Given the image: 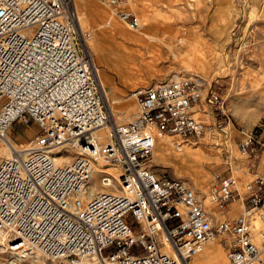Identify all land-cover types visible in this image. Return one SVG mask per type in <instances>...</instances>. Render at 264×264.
<instances>
[{"label":"built area","instance_id":"1","mask_svg":"<svg viewBox=\"0 0 264 264\" xmlns=\"http://www.w3.org/2000/svg\"><path fill=\"white\" fill-rule=\"evenodd\" d=\"M95 1L140 27L131 0ZM76 2L0 0V136L17 123L38 128L0 162L6 263L38 255L47 264H189L219 238L228 264H264V174L256 173L264 132H238L236 147L255 171L244 191L232 172L214 174L201 199L186 182L153 172L161 138L180 152L214 134L197 115L210 117L205 106L221 110L220 96L189 79L141 88L131 95L133 120L118 122L80 44ZM100 129H108L104 142ZM67 149L72 160L57 164ZM94 182L104 190L89 196ZM205 200L214 208L237 201L241 213L214 222Z\"/></svg>","mask_w":264,"mask_h":264},{"label":"rangeland","instance_id":"2","mask_svg":"<svg viewBox=\"0 0 264 264\" xmlns=\"http://www.w3.org/2000/svg\"><path fill=\"white\" fill-rule=\"evenodd\" d=\"M89 1L102 13L89 20L81 17V20L88 35L93 34L94 39L103 37L96 44H103L106 48L96 45L98 49L96 52L91 50V58H94L114 102V115L118 122L133 120L137 107L131 95L141 88L189 79L201 83L205 89L210 87L220 96L221 110L205 106L204 110L210 113V117L197 115L215 125L214 134H206L196 144L188 143L182 152L174 148L173 139L163 137L164 141L160 139L154 149L151 170L186 182L201 199L214 185V174L232 172L239 179L241 191H244L254 177L247 170L246 157L236 147L238 132L247 128L264 132V0H131V10L140 20L138 29H132L116 19L111 10L95 0ZM80 3L79 0L78 15L81 14ZM110 19L114 29L99 28ZM115 33L119 37L116 43L121 47H115L109 40ZM134 37L138 42L124 40ZM149 38L156 42L145 54ZM125 46L129 51L124 50ZM127 51L133 52V55ZM142 54L150 63L149 68L141 64ZM125 111L130 114L126 115ZM37 132L38 128L33 123H17L6 135L17 145V149H21ZM163 145L170 152L164 160L159 157V149ZM3 148L5 146L0 142V162L7 158L1 153ZM173 155H182L187 161H190L187 155L192 156L193 162L189 163L192 170L179 169ZM95 190H98L97 187ZM204 206L211 212L214 222L225 220L216 212L214 204L205 200ZM216 241L212 243L214 249L224 248L223 241L220 243L219 238ZM2 251L0 247V264H7L10 255ZM222 253L227 261L224 249ZM30 257L27 255L25 260L19 257V261L35 264L34 258L37 257L44 262L36 255ZM9 263L13 264V261Z\"/></svg>","mask_w":264,"mask_h":264},{"label":"bare ground","instance_id":"3","mask_svg":"<svg viewBox=\"0 0 264 264\" xmlns=\"http://www.w3.org/2000/svg\"><path fill=\"white\" fill-rule=\"evenodd\" d=\"M79 1V0H78ZM77 1V2H78ZM81 1V7H80V15H82V16H80V15H78V13L79 12H77V22H76V26H77V32H78V35L79 36H81V38H82V41H83V43H84V48H86V50L88 51V53H89V55H90V58H91V50L93 51V52H96V50L98 49V48H96V45H100L101 47H104V45L103 44H100V43H97L96 44V41L97 40H101V38H103V37H99V39H94L93 37H92V35L93 34H91V35H88V32H86V31H84V27H83V21L81 20V17L83 18H86L87 20H89L90 18H94L95 16H97V15H99V14H101L102 13V10H100V9H98L97 7H95V6H93L94 4H92L89 0H80ZM76 2V3H77ZM79 4V5H80ZM76 7H77V4H76ZM79 8V7H78ZM111 19L108 21V22H106L105 24H103L101 27H99V28H113L114 29V25L111 23ZM94 36V35H93ZM118 33H115V34H113V37H111V38H109V40L112 42V44L115 46V47H119L120 46V44H117L116 43V41L118 40ZM137 40V38H125L124 40L125 41H131V40ZM142 40V39H141ZM143 41V40H142ZM141 41V42H142ZM147 41V44H145L146 46H147V51H145L144 53L145 54H148L149 53V51L151 50V48L152 47H154V43L156 42V40H153V39H148V40H146ZM137 42H138V40H137ZM145 42V41H144ZM188 43V42H187ZM99 46V47H100ZM121 47V46H120ZM124 47V46H123ZM104 48H106V47H104ZM168 48V47H167ZM113 49V48H112ZM117 49H119V48H117ZM128 50V48L125 46V49L124 50ZM146 50V49H145ZM129 51V50H128ZM127 51V52H128ZM109 52V51H108ZM107 53V52H106ZM128 53H130V54H132L133 52H128ZM145 54H142L141 56H140V61H141V64H143L144 66H149V64L150 63H148L147 62V60H146V58H144V56H145ZM133 55V54H132ZM131 55V56H132ZM190 56V55H189ZM132 57H134V56H132ZM150 59H151V63H152V59H153V57L151 56L150 57ZM154 59H156L157 60V58H154ZM91 61H92V63H93V67H94V70H96V74H97V79H98V81H99V86H100V89H101V93H102V96H103V98H104V100L106 101V102H108V106H109V111H110V113L114 116V118H115V109H114V102H113V100H111V97H110V95H109V93H108V91H107V89H106V86H105V83L102 81V79H101V76H100V73H99V71H98V69H97V67H96V64H95V62H94V58L92 59L91 58ZM140 64V65H141ZM95 65V66H94ZM147 68H149V67H147ZM115 101V100H114ZM117 103V102H116ZM115 103V104H116ZM130 109V108H129ZM116 119V118H115ZM128 121H130V120H128ZM107 132H108V129H100L99 131H97L96 132V135L97 136H99V138L101 139V141L102 142H104L105 141V135L107 134ZM165 138H167V137H165ZM162 139V141H164L163 140V138H161ZM167 141V140H166ZM0 142L3 144V146H5V148H3V151L1 150V153H3V155H5L6 157H9L10 156V154H11V152H12V150L13 149H17V145H15V143H13V141L9 138V137H7V135H3V136H0ZM173 143V142H172ZM187 144H185L183 147H185ZM160 146V145H159ZM217 146V145H216ZM26 147V146H25ZM24 147V148H25ZM63 148V147H62ZM62 148H60V149H62ZM183 151V148L181 149V151L180 152H182ZM67 152H68V154H63V155H61V156H59V157H56L55 158V161H56V163L57 164H62V163H66V162H70L71 160H72V158L74 157V155H75V151L74 150H70V149H67ZM154 152H155V150H154ZM168 153H170L169 152V150L163 145V146H161V148L159 149V157L161 158V159H165V155H167ZM191 155V154H190ZM174 156V158L175 159H177L176 161H177V163H178V165H176V166H178L179 167V169L180 168H183V169H186V170H192V166L191 165H189V163L190 162H193V157L192 156H189V155H187L190 159V161H187L186 159H185V157H184V159H183V157H182V155H173ZM173 158V159H174ZM194 172V171H193ZM95 187H97V189L98 190H95ZM95 190V191H94ZM104 189H100V187L98 186V183H96V182H94V185L91 187V191H90V193H89V196H92V195H94L95 193H97V191L98 192H101V191H103ZM194 190V189H193ZM196 193H197V191H196ZM198 194V193H197ZM238 204V206L241 208V206H240V203L238 202L237 203ZM207 211V210H206ZM210 212V211H209ZM257 226H258V224H256ZM214 242H216V238L215 239H213V240H211L205 247V249H203V251L200 253V254H198L197 256H195L194 258H192L191 259V261L189 262V264H228V262L226 261V259H225V257H224V255H223V253H222V251H223V248H222V246L221 247H218L217 249H214L213 248V246H214V244H213V246H212V243H214ZM0 244H2V238L0 237ZM3 252V251H2ZM36 256H38V255H36ZM39 257V256H38ZM20 258H24V257H20ZM36 261H35V264L37 263V264H46V262L44 261V262H42V261H39V259H37V257L36 258H34ZM198 259H200V260H198ZM19 260V259H18ZM20 261H18V263H19ZM13 264H14V262H13ZM16 264V263H15Z\"/></svg>","mask_w":264,"mask_h":264},{"label":"crops","instance_id":"4","mask_svg":"<svg viewBox=\"0 0 264 264\" xmlns=\"http://www.w3.org/2000/svg\"><path fill=\"white\" fill-rule=\"evenodd\" d=\"M129 110H132L131 108ZM126 115H129L130 112L125 111ZM130 116H127V118H129ZM129 120V119H128ZM131 120V119H130ZM264 157L261 158L260 162H259V166L258 169L256 171V173H260V174H264ZM251 173H255V171L251 172ZM251 174V176L253 175ZM237 201L232 202L230 204L227 205V207H216V212L219 213V215H221L222 217H224L225 220H233L235 218V215L237 214V216L240 214H238V212L240 211V207L236 206L237 205ZM217 242V241H216ZM208 246V245H207ZM215 247V246H213ZM206 248V247H205ZM204 248V249H205Z\"/></svg>","mask_w":264,"mask_h":264}]
</instances>
